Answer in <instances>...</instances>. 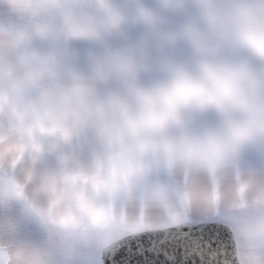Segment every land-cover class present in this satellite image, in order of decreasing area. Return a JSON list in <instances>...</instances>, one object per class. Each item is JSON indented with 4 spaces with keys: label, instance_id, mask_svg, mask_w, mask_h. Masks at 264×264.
I'll return each mask as SVG.
<instances>
[{
    "label": "clouds",
    "instance_id": "clouds-1",
    "mask_svg": "<svg viewBox=\"0 0 264 264\" xmlns=\"http://www.w3.org/2000/svg\"><path fill=\"white\" fill-rule=\"evenodd\" d=\"M193 212L264 264V0H0V264Z\"/></svg>",
    "mask_w": 264,
    "mask_h": 264
},
{
    "label": "snow or ice",
    "instance_id": "snow-or-ice-1",
    "mask_svg": "<svg viewBox=\"0 0 264 264\" xmlns=\"http://www.w3.org/2000/svg\"><path fill=\"white\" fill-rule=\"evenodd\" d=\"M121 240L118 249L99 253L101 264H191L187 255L180 259L181 247L189 242L207 243L210 246L226 244L229 239L227 230L214 220H190L181 231H166L146 234L139 238ZM163 250V251H162Z\"/></svg>",
    "mask_w": 264,
    "mask_h": 264
},
{
    "label": "water",
    "instance_id": "water-1",
    "mask_svg": "<svg viewBox=\"0 0 264 264\" xmlns=\"http://www.w3.org/2000/svg\"><path fill=\"white\" fill-rule=\"evenodd\" d=\"M228 232L229 239L226 244L218 245V246H210L207 243L199 244L198 242H189L186 245H182L180 259H183L185 255H187L188 259L191 261V264H238L237 258V247L234 235L230 229L225 224L220 223ZM186 225H176L164 229L158 230H149L142 231L139 233H133L130 235H126L123 239L128 238H139L140 236L146 234H157L160 232L166 231H181ZM121 240L117 241V244L114 249H118ZM119 252V249L117 250ZM163 251V250H162ZM124 260V257L121 256L117 261V264H121V261Z\"/></svg>",
    "mask_w": 264,
    "mask_h": 264
},
{
    "label": "rangeland",
    "instance_id": "rangeland-1",
    "mask_svg": "<svg viewBox=\"0 0 264 264\" xmlns=\"http://www.w3.org/2000/svg\"><path fill=\"white\" fill-rule=\"evenodd\" d=\"M209 219L228 225V223L223 218H221L218 214L211 213V212H193V213L187 214L186 216H184L183 218H181L179 220L156 221V222H154V224L152 226L146 227L142 231L164 229V228H168V227H172V226L180 225V224L187 225L190 220L204 221V220H209ZM130 234H133V233L125 234V235H123V237L126 235H130Z\"/></svg>",
    "mask_w": 264,
    "mask_h": 264
},
{
    "label": "flooded vegetation",
    "instance_id": "flooded-vegetation-1",
    "mask_svg": "<svg viewBox=\"0 0 264 264\" xmlns=\"http://www.w3.org/2000/svg\"><path fill=\"white\" fill-rule=\"evenodd\" d=\"M237 244V243H236ZM237 258H238V255H237Z\"/></svg>",
    "mask_w": 264,
    "mask_h": 264
}]
</instances>
